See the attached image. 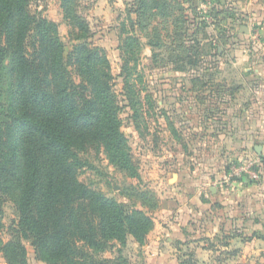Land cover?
<instances>
[{"label":"rangeland","instance_id":"rangeland-1","mask_svg":"<svg viewBox=\"0 0 264 264\" xmlns=\"http://www.w3.org/2000/svg\"><path fill=\"white\" fill-rule=\"evenodd\" d=\"M62 1L28 3L32 13L57 23L65 54L87 41L107 56L120 131L138 173V178H125L103 154L97 159L90 150L84 157L93 167L82 170L80 179L127 208L140 207L123 195L125 184L151 189L160 200V208L151 213L153 231L143 244L127 235L123 243L112 240L106 249L90 253L117 264H250L241 258V244L229 235L264 238V217L238 221L220 204L224 200L212 207L207 191L195 200L193 190L212 163L227 165L215 160L228 148L213 145V127L229 125L239 133L243 123L232 111L214 115L204 109L226 84L241 90L244 59L257 66L258 47L264 45V0H72L73 14L84 25L65 19ZM138 10L145 12L141 23ZM81 35L85 40L76 38ZM74 60L67 68L78 83ZM17 219L11 201L0 204L4 240L11 238L9 227ZM171 221L181 222V227L159 234L160 251L155 237ZM244 244L264 255V239ZM25 246L29 264H45L35 258L29 242Z\"/></svg>","mask_w":264,"mask_h":264},{"label":"trees","instance_id":"trees-1","mask_svg":"<svg viewBox=\"0 0 264 264\" xmlns=\"http://www.w3.org/2000/svg\"><path fill=\"white\" fill-rule=\"evenodd\" d=\"M71 2L61 3L65 19L84 25ZM144 17L138 10L137 23ZM72 58L78 83L67 68ZM113 81L101 48L84 41L65 54L55 21L32 13L28 0H0V204L11 201L18 214L10 239L0 228L6 264H29L26 241L45 264H117L90 252L127 235L141 245L152 230L151 213L160 208L154 191L123 185L140 207L127 208L80 179L93 167L84 157L90 150L123 177L138 178Z\"/></svg>","mask_w":264,"mask_h":264},{"label":"crops","instance_id":"crops-1","mask_svg":"<svg viewBox=\"0 0 264 264\" xmlns=\"http://www.w3.org/2000/svg\"><path fill=\"white\" fill-rule=\"evenodd\" d=\"M258 48L261 49V58L256 61L257 66L251 67L249 59H244V73L240 76V82L243 84L240 83L242 86L241 90H238L240 91L239 95L238 91L229 89V85L226 84L224 90L217 94L219 98L213 96L207 102L206 109H204L206 113L228 115L229 111H232L234 115L240 116L243 123L239 133L233 132L234 129L229 125H223V128L218 130L215 129L214 122L209 126L211 130L214 126L216 131L211 134L213 145L224 147L225 150L228 148L222 155H218L214 150L213 153L218 157L213 158L220 159L219 161L227 165L222 168L216 161L212 163L214 166L208 168L207 173L198 180L195 184L196 188L193 190V193L196 194L195 200L199 199L197 195L200 196L207 191L211 199L209 205L212 207H217L216 203L221 199L224 200L220 204L225 205V211L231 212L230 216H235L234 218H237L238 221L245 218L250 219L251 216L264 217V45H259ZM232 64L239 66V61ZM233 100L237 103L227 104ZM232 106L234 107L232 108ZM245 160H255L259 163H257V168L260 171V176L257 180H251L248 173L240 171L239 164ZM167 203L169 201L165 203V206ZM180 227L181 222L171 221L161 228L155 237V245L157 248L159 247L158 250L161 251L159 246L161 236L159 234H162L167 228H175L174 232H177ZM230 237V240H238L241 244L239 253L243 261H248L250 264H264V255L259 253L258 248L244 244L249 243L250 240L251 243L260 242L264 238L258 235H254L250 239H244L242 236L231 235ZM170 240L169 237L165 238L166 242H170ZM149 251L152 252L150 248ZM0 264H6L1 253Z\"/></svg>","mask_w":264,"mask_h":264},{"label":"built area","instance_id":"built-area-1","mask_svg":"<svg viewBox=\"0 0 264 264\" xmlns=\"http://www.w3.org/2000/svg\"><path fill=\"white\" fill-rule=\"evenodd\" d=\"M258 162L255 160H247V161H241L239 164L240 171L246 172L249 175V178L251 180H257L260 176V171L255 170L256 167H258ZM238 174V173H236Z\"/></svg>","mask_w":264,"mask_h":264},{"label":"water","instance_id":"water-1","mask_svg":"<svg viewBox=\"0 0 264 264\" xmlns=\"http://www.w3.org/2000/svg\"><path fill=\"white\" fill-rule=\"evenodd\" d=\"M242 31H243V32H247L246 29H243Z\"/></svg>","mask_w":264,"mask_h":264}]
</instances>
